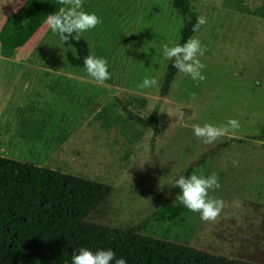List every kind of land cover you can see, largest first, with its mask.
I'll list each match as a JSON object with an SVG mask.
<instances>
[{
    "label": "rangeland",
    "instance_id": "374dc122",
    "mask_svg": "<svg viewBox=\"0 0 264 264\" xmlns=\"http://www.w3.org/2000/svg\"><path fill=\"white\" fill-rule=\"evenodd\" d=\"M191 1L207 18L193 35L207 46L200 57L206 80L197 84L178 72L162 96L169 63L163 47L178 44L183 25L172 0H84L83 10L103 19L81 37L91 55L108 60L105 86L68 62L73 48L47 26L45 0H0V153L112 184L90 220L116 227L137 224L163 205L155 176L167 191L206 155L194 173L218 175L221 188L210 195L225 202L219 221L206 223L188 210L181 222L151 220L143 231L264 262V138H253L264 124V0ZM145 76L156 77L158 87L140 89ZM124 105L140 115L157 107L161 133L154 143L153 130L130 122ZM230 118L239 130L213 144L193 134L194 125Z\"/></svg>",
    "mask_w": 264,
    "mask_h": 264
},
{
    "label": "trees",
    "instance_id": "16d2710c",
    "mask_svg": "<svg viewBox=\"0 0 264 264\" xmlns=\"http://www.w3.org/2000/svg\"><path fill=\"white\" fill-rule=\"evenodd\" d=\"M45 3L50 14L60 7L55 0H45ZM172 5L183 19L178 41L182 45L196 33L192 25L200 15L191 0H172ZM64 44L73 48L66 54L68 62L84 68V58L91 55L88 40L70 38ZM177 73L169 61L160 89L162 96L170 92ZM123 109L130 122L153 130L154 143L161 133L157 107L149 115L137 114L126 105ZM253 138H264V124L262 134ZM205 160L203 155L183 169L167 191L158 187V176H155L153 185L162 196L163 205L137 224L116 227L90 220L115 190L112 184L0 153V264H71L73 253L81 248L111 249L127 264H264L143 231L146 222L151 220L181 222L185 219L188 209L175 202L179 193L174 187L175 181L180 176L192 175L195 167ZM156 169L159 171L158 165Z\"/></svg>",
    "mask_w": 264,
    "mask_h": 264
},
{
    "label": "clouds",
    "instance_id": "9594fccd",
    "mask_svg": "<svg viewBox=\"0 0 264 264\" xmlns=\"http://www.w3.org/2000/svg\"><path fill=\"white\" fill-rule=\"evenodd\" d=\"M61 5L58 11L49 14L46 24L50 31L58 36L61 42L67 43L70 38L79 40L81 35L95 29L103 24V19L94 12L89 13L83 10L84 0H58ZM207 24V18L198 16L196 23L192 25V31L198 32ZM207 52V46L195 37H189L182 45L177 44L170 47L165 44L163 56L166 60L172 61V66L185 76L190 77L197 84L206 80L203 70L206 65L202 63L200 57ZM84 68L87 75L99 86H105L111 79L109 63L106 58L89 55L84 58ZM140 89H150L158 87L156 77L145 76L138 85ZM195 100L196 94H192ZM240 128V123L236 119L230 118L224 125H214L204 123L194 125V136L204 144H213L229 132H236ZM238 166V161L232 162ZM179 189L175 202H179L193 213H199L200 219L206 223H216L219 221L221 213L225 208V202L221 198L210 195L221 188L219 177L216 173L211 175L198 176L193 173L190 176H180L174 184ZM71 264H127V261L116 256L111 249H101L92 251L88 248H81L72 255Z\"/></svg>",
    "mask_w": 264,
    "mask_h": 264
}]
</instances>
